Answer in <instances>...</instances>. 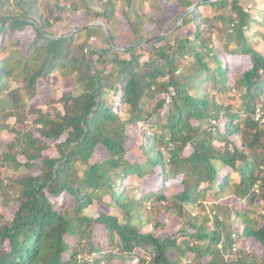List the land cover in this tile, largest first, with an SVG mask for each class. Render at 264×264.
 <instances>
[{
  "label": "trees",
  "instance_id": "1",
  "mask_svg": "<svg viewBox=\"0 0 264 264\" xmlns=\"http://www.w3.org/2000/svg\"><path fill=\"white\" fill-rule=\"evenodd\" d=\"M59 1L0 0V116L26 124L0 149L15 172L0 171V264H264V10L178 0L177 21L199 4L165 31L136 0ZM65 17L75 25L58 34ZM97 20L106 29L87 26ZM95 31L108 48L91 47ZM57 72L77 83L46 97L59 109L24 100ZM212 197L215 229L189 211ZM159 204L180 218L176 231L162 219L149 228L146 209Z\"/></svg>",
  "mask_w": 264,
  "mask_h": 264
},
{
  "label": "rangeland",
  "instance_id": "2",
  "mask_svg": "<svg viewBox=\"0 0 264 264\" xmlns=\"http://www.w3.org/2000/svg\"><path fill=\"white\" fill-rule=\"evenodd\" d=\"M178 0H136L134 4V9H136L139 13H143V11H146L151 14L152 19L154 18L155 24L152 25H161L159 28H164L165 31H167L168 27L171 25H176L177 19L175 18V14L180 13L179 11L184 9L182 6L179 8V11H177V5H178ZM50 3V7H54L56 4V0H45L44 6L46 7L47 3ZM245 2L249 5L250 12L253 14V17L256 19L259 15V10L262 9L264 10V0H256V1H248L245 0ZM64 3V0H60L59 4L62 5ZM122 2H119V5H121ZM189 9V8H188ZM67 10V8H66ZM185 11H188L187 9ZM208 14L214 15L215 13L211 10L205 11ZM79 13H75L71 15L70 17H77ZM134 14V12H131V15ZM64 17V14H61ZM79 19L76 23L81 24V21H85V16L83 14H79ZM73 21H70L69 18L65 17L64 20H61L57 24H55L54 28L57 30L58 34L66 33L69 31V29L74 26L75 24L72 23ZM95 23H101L100 20L95 21ZM124 25H126L125 22H123ZM252 30L254 32L255 26L252 25ZM95 28V27H92ZM155 26H151L147 28V34L146 37L154 35L156 31ZM185 29V30H184ZM184 29H181L179 31V34L181 37L189 36V38H192V33H191V28L189 26H186ZM188 29V30H187ZM73 30V29H72ZM185 33V34H184ZM253 34V33H252ZM86 36L83 35L80 37L81 40H83ZM153 38V37H152ZM89 44L91 45L92 48H108L109 43L105 39V35L103 36L102 33H97L96 31L91 34V36L88 38ZM76 43H78V40H75ZM113 42V41H112ZM123 41L120 39L114 40L113 48L116 50H120V48H124ZM112 55V52L108 54L110 56ZM227 61L228 65L232 67H239L241 69L244 68L245 64V59L241 57H234L231 55H225V59L223 61ZM213 65L212 62L209 63V66L211 67ZM108 68V67H107ZM230 77H233L230 75ZM39 90L36 93V96L30 100L26 99V97L22 94V97L24 100L30 104V103H35L39 107H41L44 110H49L51 113H54L56 109H59L58 104H53L51 101L48 102L46 100V97L51 93L55 94L56 98L59 99L63 93V91H67L70 88H73L74 86L77 85L76 82L74 81H69L66 79V77L62 76L59 72L55 73L54 76H51L45 80H39ZM16 83L11 82V87H15ZM80 91V89H78ZM7 92V90H6ZM111 95L113 92L110 93ZM226 98V97H225ZM16 113V112H15ZM13 113L11 114L8 118L3 119L0 116V122H4L6 127L4 130L0 133V149L5 145V143L10 142L13 140L15 137V131L12 129H17V130H25L26 129V124H23L21 122H18L16 120L17 116L16 114ZM20 147V145H18ZM4 151L7 150L6 147H3ZM130 155V154H128ZM22 159V158H21ZM9 165L7 164L6 166H0V171L3 177H8L12 174H14L13 170V164L8 162ZM159 181V177L155 175L152 179L148 180L147 182L143 183L141 185L142 192L146 190L149 184L155 185ZM231 199V198H230ZM210 202H201V203H196L195 205L190 206L189 211L191 212V215H197L199 216V223L207 225V227H210L212 229L216 228L215 221H214V215L216 212L220 211L216 207L217 204H221V200H217L214 197L209 199ZM218 201V202H217ZM227 201V200H223ZM217 202V203H216ZM229 206H234L239 203L236 198H232V201H229ZM148 205V203H147ZM164 204H159L155 207V210H148L146 209L144 217L148 218L150 221V226L151 228L155 223L157 219H162L166 222V229L168 231H176L180 227V218H178L175 214L171 213V217H166L164 214H161V211L164 209ZM246 208L251 211H256L260 209V205L256 203H249L247 204ZM5 216L10 215V211H5L3 210ZM87 213H93L94 215L96 214V207L94 205L90 206L89 209L86 211ZM207 214L208 217H205L204 215ZM221 215V213H220ZM96 227V226H95ZM96 234L99 237H102L103 232L99 229H95ZM246 244L250 247L251 251H259V247L256 246L254 241L247 240ZM238 248V245H236V249ZM236 249H232V252H234ZM194 254V253H193ZM67 264V263H66Z\"/></svg>",
  "mask_w": 264,
  "mask_h": 264
},
{
  "label": "water",
  "instance_id": "3",
  "mask_svg": "<svg viewBox=\"0 0 264 264\" xmlns=\"http://www.w3.org/2000/svg\"><path fill=\"white\" fill-rule=\"evenodd\" d=\"M198 4H199V3H196L195 5H193L191 8H189V9H187V10H188V11L191 10L192 8L196 7ZM188 11H185L184 13H182V14L180 15V17L178 18V21H177V23H176V25H175V28L178 27V25H179V24L181 23V21H182L183 16H184ZM87 26H90V27H101V28H103V29H106V26H105L104 24H101V23H100V24H99V23H88ZM168 34H170V32H168V33H162V34L158 35L157 37L149 38V39L143 41L142 43L138 44L137 46H139V45H141V44H144V43H146V42H148V41L154 40V39H156V38H159V37H161V36H166V35H168Z\"/></svg>",
  "mask_w": 264,
  "mask_h": 264
},
{
  "label": "clouds",
  "instance_id": "4",
  "mask_svg": "<svg viewBox=\"0 0 264 264\" xmlns=\"http://www.w3.org/2000/svg\"><path fill=\"white\" fill-rule=\"evenodd\" d=\"M189 11H190V10H189ZM184 12H185V11H184ZM184 12H183V13H184Z\"/></svg>",
  "mask_w": 264,
  "mask_h": 264
}]
</instances>
